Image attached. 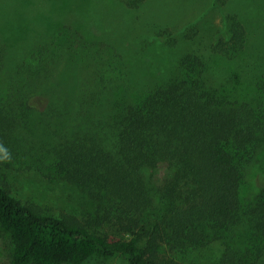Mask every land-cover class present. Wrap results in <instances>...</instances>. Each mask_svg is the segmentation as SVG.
<instances>
[{
	"label": "trees",
	"instance_id": "obj_1",
	"mask_svg": "<svg viewBox=\"0 0 264 264\" xmlns=\"http://www.w3.org/2000/svg\"><path fill=\"white\" fill-rule=\"evenodd\" d=\"M24 22L0 28V166L65 182L86 209L44 214L0 181L7 264H198L212 248V264H264V181L242 191L264 149V48L249 46L239 16L220 13L204 48H187L198 31L148 35L179 56L172 74L138 90L120 49L75 25L57 22L16 56Z\"/></svg>",
	"mask_w": 264,
	"mask_h": 264
},
{
	"label": "rangeland",
	"instance_id": "obj_2",
	"mask_svg": "<svg viewBox=\"0 0 264 264\" xmlns=\"http://www.w3.org/2000/svg\"><path fill=\"white\" fill-rule=\"evenodd\" d=\"M124 1L131 4L136 0H30L26 8L13 2L1 6L5 3L0 0V28L18 29L24 21L21 22L19 18L12 21L11 17H26L24 23L29 27V32L18 34L12 31L18 34L17 39L12 41L17 48L15 55L18 56L21 48L45 37L50 26L57 22L75 25L81 36L112 43L120 49L122 59L127 64L125 71L128 74L125 76L135 90L146 88L174 72V60L178 53L148 44L153 42L147 36L160 29L167 28L173 33L187 29L191 35L198 31V39L187 44V48H204L209 41L208 31L219 24L220 13L234 12L248 32L249 46H257L255 50L264 48V0H146L139 7ZM184 46L185 42H180L181 50ZM8 59L13 63L17 58L13 56ZM7 72L1 78L3 83ZM257 156L259 158L247 164L244 171L242 191L249 197L264 181V149L259 150ZM0 181L9 185L13 196L22 202L35 204L44 214L57 217L70 214L81 218L86 209L79 194L68 184L47 179L30 169L15 166L5 169L0 166ZM216 252V248L201 251L198 253V264H212ZM0 264H7V252L2 241ZM82 264L127 262L117 257L92 256Z\"/></svg>",
	"mask_w": 264,
	"mask_h": 264
}]
</instances>
